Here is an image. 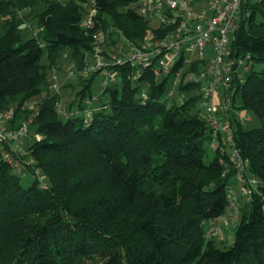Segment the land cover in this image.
<instances>
[{
    "label": "trees",
    "instance_id": "1",
    "mask_svg": "<svg viewBox=\"0 0 264 264\" xmlns=\"http://www.w3.org/2000/svg\"><path fill=\"white\" fill-rule=\"evenodd\" d=\"M138 1L0 0V111L17 103L15 127L24 104L40 98L31 125L39 139L22 148L21 170L0 159V264H264V0H246L231 42L234 59L249 55L233 76V99L239 95L237 109L260 122L231 124L233 144L258 186L222 248L206 232L227 212L237 170L233 147L215 142L195 110L199 96L170 102L168 78L156 81L129 63L112 67L120 81L104 88L109 100L95 110L84 101L98 72L78 81V109L64 120L60 96L44 91L47 69L64 50L83 66L95 32H119L134 44L150 34ZM93 4L94 25L84 29ZM40 5L38 33L27 36L17 13ZM207 143L215 147L209 164ZM27 175L33 180L24 186Z\"/></svg>",
    "mask_w": 264,
    "mask_h": 264
},
{
    "label": "built area",
    "instance_id": "2",
    "mask_svg": "<svg viewBox=\"0 0 264 264\" xmlns=\"http://www.w3.org/2000/svg\"><path fill=\"white\" fill-rule=\"evenodd\" d=\"M245 2L246 0H139L136 4L138 15L148 20L150 25L156 21V25L150 27V34L134 44L119 32L114 36L111 35L112 32H95L90 54L92 62L69 75L70 79L78 82L86 74L98 72L105 77L104 87H107L118 82L112 67L129 63L131 67H137L139 73L150 70L156 81L175 77L172 89L166 95L168 101L175 92L180 102L187 97L188 93L180 90L182 85L200 86L199 110L206 112L215 142H218V137L221 138L224 132L222 142L233 147L231 156L237 170V187L231 186L227 192L230 205L224 215L210 224L206 232L209 238L220 237L223 232L231 231L237 225L240 196L249 201L258 186L256 179L247 177L248 161L241 158L233 144L234 132L228 116L233 102L227 96L219 106L213 102L216 95H221L219 88H223L225 94L232 92L234 96L236 90L231 85L233 76H240L239 73L248 67L249 55L234 59L231 51V42L239 28L240 14ZM96 15L94 4L86 6L82 27H93ZM115 35L119 37L121 47L124 45L123 50L110 53L105 59L102 56V46L109 39H115ZM186 53L192 55L189 60ZM192 64L198 66L196 72L191 71ZM141 96L146 98L145 90ZM86 104L90 102L87 101ZM15 115L13 108L0 111V159L19 172L23 166L20 162L24 154L22 142L31 128L33 117L11 129L8 124L14 121ZM239 122L243 123V120ZM34 138L39 139V136L35 134ZM227 236L232 239V234Z\"/></svg>",
    "mask_w": 264,
    "mask_h": 264
},
{
    "label": "rangeland",
    "instance_id": "3",
    "mask_svg": "<svg viewBox=\"0 0 264 264\" xmlns=\"http://www.w3.org/2000/svg\"><path fill=\"white\" fill-rule=\"evenodd\" d=\"M134 6L135 5H132L131 7H134ZM42 9H43V6L40 5L37 8H35L33 11H32V9L24 10V11H18L17 18L23 20V23H22L23 26L21 27V29L29 30V32L27 33V36H29V35L36 36L37 35L38 30H39V28L37 26V15H38V12ZM2 25H3V21L0 19V35L3 33ZM155 25H156V21H154L150 25V27H154ZM114 38L115 39H109L102 46V50H104V52H105V53L104 52L102 53L103 54L102 56L105 59L107 58L108 54H110V53L115 54L117 52V50H121V49L123 50L124 45H122V47H121L119 37L117 35H115ZM186 56H187V60H189L192 55L190 53H186ZM88 62H92L90 55L85 56L84 62L82 63L83 66L81 67L78 65V62L71 57L70 52L68 50H64L61 53L60 58L58 59L56 64L54 66H52L51 68L47 69L48 82H47V86L44 87V91H46L50 95H53L56 92L60 96V102L58 105V110L61 113V118L63 120L66 119V117L70 113L71 109L72 110L78 109L79 100H78V98H76V95L81 90V86L79 85V83L70 79L69 75L74 71L77 72V71L81 70L82 68H84L85 64ZM41 64H43L45 66L49 65V61H48L46 53L43 55V57L41 59ZM256 68L260 69L261 67L258 65V66H256ZM90 76H91V74H86L84 77H85V79H88ZM116 79L118 81H120L118 76H116ZM187 79H188V77L186 78V80ZM104 80H105V77L101 73H98L95 76V78L93 79L91 86H90L92 98L91 99L86 98V100L84 101V104L87 100L90 102L88 109L95 110V109L99 108L102 103H106L109 100V96L107 94H104V88H105L104 87ZM174 80H175V77H173V76H171L168 79L167 91H166L167 93L172 89V83L174 82ZM218 92L221 95L220 96L216 95L214 97L213 102L215 105L219 106L223 102V99L226 96L229 99V101L233 102V104H234V106L230 107L228 110V116L230 117V121H231L233 128H235L236 123L240 120H243V124L247 128H254V127H258L260 125V122H259V120H258V118L254 112L243 111V110L237 109V106L241 102L239 95H236L233 99V93L232 92L229 94H225L223 88H219ZM167 93H166V95H167ZM199 94H200V86L189 91L187 97L188 96H198ZM179 99L180 98H179L178 94L175 92V94L171 98L170 102H172V100H173L175 104H179L180 103ZM39 101H40V98L36 97V98H33V99L27 101L24 104V107L21 109L20 116L17 117V118H19V119H17V121H18L17 125H19L24 120L31 119L32 117H34V115L36 114L35 111L38 107ZM199 103L200 102H197V105L195 107L196 111L199 110ZM16 107H17V103L9 105L6 109L13 108L16 111ZM200 115L203 118H206V116H207L206 112L203 109L200 110ZM15 120H16V117H15ZM8 127L12 129L13 125H11L9 123ZM34 135H35V127L31 126L25 140L22 142L23 148H27L29 145H31L34 142V139H35ZM224 137H225V135L223 132L222 133V139H224ZM204 148L207 152V156L205 157L204 162H205V164H209L210 162H212V160L215 157V147L213 144L207 143L204 146ZM227 152H231L230 149H228ZM32 180H33V178L30 175H27L26 178H24L21 181V183L24 186H28L29 184H31ZM233 186L237 187L234 184H233ZM245 204H246L245 200L242 199V197L240 196V198H239V211H241L245 207ZM212 238L213 239L215 238L214 239L215 242L221 248L224 247L225 245H228L231 241L230 238H228L227 233H224V232H223V235H221L220 237H214L213 236Z\"/></svg>",
    "mask_w": 264,
    "mask_h": 264
},
{
    "label": "crops",
    "instance_id": "4",
    "mask_svg": "<svg viewBox=\"0 0 264 264\" xmlns=\"http://www.w3.org/2000/svg\"><path fill=\"white\" fill-rule=\"evenodd\" d=\"M193 90V89H192ZM173 101V100H172ZM230 231L226 232L227 234H229Z\"/></svg>",
    "mask_w": 264,
    "mask_h": 264
}]
</instances>
